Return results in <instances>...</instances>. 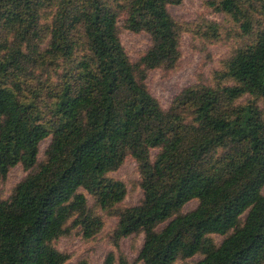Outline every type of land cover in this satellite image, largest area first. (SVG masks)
<instances>
[{"label": "trees", "instance_id": "trees-1", "mask_svg": "<svg viewBox=\"0 0 264 264\" xmlns=\"http://www.w3.org/2000/svg\"><path fill=\"white\" fill-rule=\"evenodd\" d=\"M183 1L0 0V181L19 165L31 171L0 196V264H66L55 243L74 230L94 238L105 224L96 210L118 218V256L105 264H264V0L207 3L246 43L213 84L163 109L148 72L177 66L184 33L221 39L215 21H176L169 8ZM121 20L151 37L138 63ZM129 157L144 197L122 208L127 186L111 174ZM139 235L130 262L120 242Z\"/></svg>", "mask_w": 264, "mask_h": 264}, {"label": "rangeland", "instance_id": "rangeland-1", "mask_svg": "<svg viewBox=\"0 0 264 264\" xmlns=\"http://www.w3.org/2000/svg\"><path fill=\"white\" fill-rule=\"evenodd\" d=\"M209 1L184 0L182 5L169 8L171 15L179 22H200L203 19L217 22L221 26V39L207 42L191 33H184L181 39V59L177 66L172 70L163 68L148 72V88L163 109H168L173 99L182 90L200 83L213 84L214 73L221 68L222 62L246 43L245 39L236 35L238 28L235 24L224 14L210 8L207 4ZM120 37L133 63H138L152 44L150 35L127 30L123 20L120 21ZM260 105L264 110V103L261 102ZM50 141L51 139H48L41 144L38 165L45 160V152ZM157 153L158 151H153V156ZM30 173L31 171H26L22 165L13 168L7 179L0 181L1 198L9 199L15 187ZM111 176L121 180L127 186V197L120 207L127 208L141 203L144 193L140 187L141 176L134 159L129 157L124 166ZM88 198L90 206L94 208L92 197L88 195ZM198 205V201H192L185 206L183 212L193 211ZM96 212L103 217L105 224L102 231L94 238L86 239L80 230H74L55 243L61 252L71 256L66 264H105L111 252L118 256V248L115 246L118 218L101 210ZM214 239L221 244L225 237L215 235ZM143 243L144 235L125 238L120 242V252L126 255L130 262H135ZM201 259L202 256H196L187 261H179V264H196Z\"/></svg>", "mask_w": 264, "mask_h": 264}]
</instances>
